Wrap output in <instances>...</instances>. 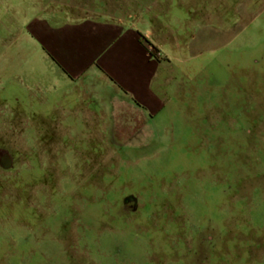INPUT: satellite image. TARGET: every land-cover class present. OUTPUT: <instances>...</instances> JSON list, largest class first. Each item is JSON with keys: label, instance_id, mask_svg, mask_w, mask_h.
Returning a JSON list of instances; mask_svg holds the SVG:
<instances>
[{"label": "rangeland", "instance_id": "374dc122", "mask_svg": "<svg viewBox=\"0 0 264 264\" xmlns=\"http://www.w3.org/2000/svg\"><path fill=\"white\" fill-rule=\"evenodd\" d=\"M239 1L214 6L228 37L204 43L161 0L181 36L165 106L115 139L122 113L68 86L35 34L65 0H0V264H264V0Z\"/></svg>", "mask_w": 264, "mask_h": 264}, {"label": "crops", "instance_id": "0c3cea01", "mask_svg": "<svg viewBox=\"0 0 264 264\" xmlns=\"http://www.w3.org/2000/svg\"><path fill=\"white\" fill-rule=\"evenodd\" d=\"M165 1L183 6L188 18H199V28L195 30L194 24L186 36L195 34L204 43H219L224 34L228 37L225 18L214 13V6L226 8L223 3L227 0H220V4H214L213 0ZM160 3L161 0L148 4L147 0H141L139 7L133 0H124V4L117 0H65L60 13L49 9L47 17L37 26L35 34H39L44 51L66 84L81 86L82 97H87L94 106L105 101L103 105L110 107L109 114L118 124L116 115L122 113L121 130L119 125L109 127L110 133H116L111 136L115 139L124 138L125 132L131 133L128 138L140 135L144 122L160 115L165 106L164 71L170 62L163 50L179 48L181 36L180 24L173 17L169 25L160 22V13L156 12ZM247 4L255 7L260 0ZM238 6L244 12L246 1L240 0ZM101 90H108V98L102 99ZM84 114L91 126L109 115L103 111ZM130 122L135 124L133 129L127 127ZM120 131L121 136L117 134Z\"/></svg>", "mask_w": 264, "mask_h": 264}, {"label": "flooded vegetation", "instance_id": "af4514ba", "mask_svg": "<svg viewBox=\"0 0 264 264\" xmlns=\"http://www.w3.org/2000/svg\"><path fill=\"white\" fill-rule=\"evenodd\" d=\"M0 164H2V163H0ZM2 165H3V164H2ZM193 241H194V245H196V244H195L196 239H194ZM194 250H195V249H194ZM195 253H196V251H195ZM195 253H194V256H193L192 258L189 259V263H192V260L194 261V259H195V255H196Z\"/></svg>", "mask_w": 264, "mask_h": 264}]
</instances>
